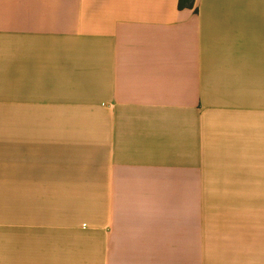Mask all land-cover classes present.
<instances>
[{"label": "crops", "instance_id": "obj_1", "mask_svg": "<svg viewBox=\"0 0 264 264\" xmlns=\"http://www.w3.org/2000/svg\"><path fill=\"white\" fill-rule=\"evenodd\" d=\"M0 264H264V0H0Z\"/></svg>", "mask_w": 264, "mask_h": 264}, {"label": "trees", "instance_id": "obj_2", "mask_svg": "<svg viewBox=\"0 0 264 264\" xmlns=\"http://www.w3.org/2000/svg\"><path fill=\"white\" fill-rule=\"evenodd\" d=\"M195 0H178V9L191 8Z\"/></svg>", "mask_w": 264, "mask_h": 264}]
</instances>
